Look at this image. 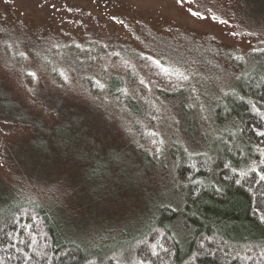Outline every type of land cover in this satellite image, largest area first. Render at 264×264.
Segmentation results:
<instances>
[{"label":"rangeland","instance_id":"obj_1","mask_svg":"<svg viewBox=\"0 0 264 264\" xmlns=\"http://www.w3.org/2000/svg\"><path fill=\"white\" fill-rule=\"evenodd\" d=\"M144 19L186 28L175 33L173 48L182 49L187 74L169 76L208 99L232 82L238 52L264 47V0H0V209L18 196L42 203L61 237L83 247L139 233L162 204L179 208L170 221L176 235L189 232L171 152L205 146L213 120L204 113L188 119L176 100L155 97L160 115L139 134L137 116L92 96L46 42L48 28L55 43L94 27L106 36L103 21L126 36ZM10 52L23 53L21 61Z\"/></svg>","mask_w":264,"mask_h":264},{"label":"trees","instance_id":"obj_2","mask_svg":"<svg viewBox=\"0 0 264 264\" xmlns=\"http://www.w3.org/2000/svg\"><path fill=\"white\" fill-rule=\"evenodd\" d=\"M151 21L153 25L145 19L137 27L131 24L126 36L103 21L106 36L93 26L94 32L55 43L48 28L46 42L49 51L54 48L51 56L58 54L60 66L92 96H105L110 104L127 107V115L137 116L139 134L160 115L151 103L155 97L176 100L188 119L204 113L213 120L214 135L205 146L170 151L184 208L190 211L189 232L176 235L170 221L179 208L162 204L139 233L83 247L61 237L44 204L18 196L0 209V264H264V136L258 135L264 132V47L238 52L232 82L208 99L200 88L184 87L178 84L181 78L169 76L174 69L187 74L182 49L176 53L173 48L175 33L186 28ZM10 54L21 61L18 53ZM51 58L48 70L58 81L59 69L51 66ZM240 172L247 174L240 177Z\"/></svg>","mask_w":264,"mask_h":264},{"label":"snow or ice","instance_id":"obj_3","mask_svg":"<svg viewBox=\"0 0 264 264\" xmlns=\"http://www.w3.org/2000/svg\"><path fill=\"white\" fill-rule=\"evenodd\" d=\"M177 2L179 3V2H181V0H177ZM192 15H199L198 13H192ZM201 18H203V17H201ZM213 19H215V17H213ZM221 23H227V21H221ZM232 35H237V33H232ZM249 35H251V33H249ZM262 43H264V41H262ZM257 49H253V51H256ZM260 51H264V49H260ZM21 55H23V53H21ZM157 63H159V62H157ZM27 75L28 76H32V77H34L35 76V74L34 73H32V72H29V73H27ZM61 75H63V73H61ZM184 79H187V77L185 76L184 77ZM141 83H143V81H141ZM253 107H255V106H253ZM69 132L71 131V129H69L68 130ZM258 135H262V136H264V132H261V133H258ZM262 155H264V153H262ZM261 163H264V161H262ZM224 167H229V165H227V164H225L224 165ZM252 171H255V168H252L251 169ZM234 171V173H235V170H233ZM246 174L247 173H245V172H240V173H238V175L240 176V177H244V176H246ZM261 180H264V176H261ZM240 179H237L236 181H235V183H237V184H240ZM261 220H262V222H264V217H261ZM153 255H156V253L153 251V253H152Z\"/></svg>","mask_w":264,"mask_h":264}]
</instances>
